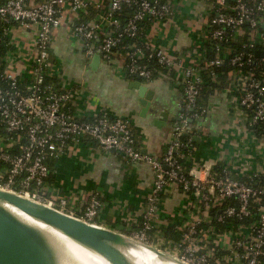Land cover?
Listing matches in <instances>:
<instances>
[{
    "label": "built area",
    "instance_id": "1",
    "mask_svg": "<svg viewBox=\"0 0 264 264\" xmlns=\"http://www.w3.org/2000/svg\"><path fill=\"white\" fill-rule=\"evenodd\" d=\"M170 1L0 0V49L2 46L7 49L4 61H8L3 69V58L0 59V190L63 212L68 205L67 198L53 200L46 195L49 164L62 157L70 145L88 139L102 152L113 150L131 163L148 165L153 173L140 226L128 237L155 247L149 232L158 220L162 195L168 187L178 186L196 199L200 215L183 228L177 252H163L184 264H264V182L256 183L255 178L241 181L233 178L227 168L216 171L207 164L186 170L179 162L194 153L191 143L194 135L191 133L185 143L180 142V137L191 132L188 120L197 117L190 112L196 107L203 84L199 66L188 67L181 58L147 45L133 49L128 55V74L149 82L153 73L140 61H154L172 72L183 88V105L178 121L173 124L172 139L165 153L157 158L140 151L129 121L112 118L106 112L92 121H81L67 110L75 91L56 89L46 82L51 73L52 38L65 21L75 20L71 31L85 45L88 56L98 52L102 62L111 64V51L120 38L123 35L135 37L138 23L145 18L161 20L168 16ZM206 1L216 13L211 24L218 27L209 32V39L223 40L226 35L223 27L239 37L244 33L242 26L247 25L251 43L257 40L262 44L259 50H264V33L258 29L261 21L244 0H235L232 15L224 13L225 0ZM255 5L256 12H264V0H258ZM123 8H130L132 12L120 27L115 14ZM17 33L32 35V49L22 62L18 60ZM95 42L99 43L98 47H91ZM223 59L218 56L209 65L219 66ZM243 61L249 65L252 56L244 59L238 55L230 59V64L239 70L229 73L232 82L227 91L233 95L229 104L232 116L229 132L231 129L234 135L243 136L248 133L251 138L263 142L264 79L260 82L251 73L241 72ZM182 147L186 149L185 155L178 153ZM229 200L235 203L227 205ZM102 206L99 195L92 193L79 219L96 224ZM253 217L255 221L251 224L228 226L224 233L213 224L223 225L231 220L241 222ZM217 251H225V255L220 257Z\"/></svg>",
    "mask_w": 264,
    "mask_h": 264
},
{
    "label": "crops",
    "instance_id": "2",
    "mask_svg": "<svg viewBox=\"0 0 264 264\" xmlns=\"http://www.w3.org/2000/svg\"><path fill=\"white\" fill-rule=\"evenodd\" d=\"M212 11L206 0H171L168 16L161 20L147 18L140 24L142 47L163 50L181 58L188 67L199 66L204 59L199 50L209 39ZM74 23L75 20L69 19L54 33L49 57L51 73L47 81L57 89L75 91L67 110L77 119L92 121L106 112L112 118L127 120L140 151L160 157L172 139L174 118L183 105L179 80L165 70L158 71L153 80L143 81L142 84L153 91V101L149 111L142 113L137 91L130 88L135 79L126 75L125 60L118 57L111 64L101 61L92 70L90 62L94 54L88 56L85 45L72 33ZM16 36L18 60L22 62L32 49V35L17 33ZM92 46L97 48L98 43ZM6 51L5 48L4 55ZM4 55L3 69L8 62L4 61ZM231 79L227 74L226 87L202 101L200 122L191 128L193 140L199 145L194 147L193 154L183 158L184 168L190 170L207 164L216 171L227 168L235 179L255 178L256 183H263L264 140L251 138L248 133L234 135L231 129L229 132L232 121L229 104L233 95L227 89H231ZM161 113L166 115L165 120L160 121ZM155 121H159L158 125ZM152 182L153 173L148 165L131 163L117 153L102 152L93 141L83 139L80 144L70 145L53 163L45 189L47 197L53 200L67 198L63 213L76 218L82 216L89 196L97 193L103 206L96 224L128 236L140 226ZM196 206V199L182 192L180 187H168L150 234L152 244L162 251L177 252L183 228L200 215ZM217 255L222 257L225 251H217Z\"/></svg>",
    "mask_w": 264,
    "mask_h": 264
},
{
    "label": "water",
    "instance_id": "3",
    "mask_svg": "<svg viewBox=\"0 0 264 264\" xmlns=\"http://www.w3.org/2000/svg\"><path fill=\"white\" fill-rule=\"evenodd\" d=\"M235 1V0H233ZM144 20H147L145 18ZM264 29V25H263ZM255 57L264 58V50L255 52ZM101 62L99 53H95L90 62V68L95 70ZM135 82L130 88L137 91L138 102L142 106V113L149 111L153 101V91L142 84V79L134 77ZM166 115L160 114V121L165 120ZM178 121V116L174 118ZM159 121L154 124L158 125ZM192 123V120H188ZM115 153V151H110ZM122 155V154H120ZM0 199L13 205L39 222L52 226L63 232L73 241L101 254L111 264H127L126 260L115 251L110 242H119L124 245H137L151 250L160 259H170L176 264H184L177 258L157 248L136 241L127 235L101 227L97 224H89L79 218L60 212L54 208L35 202L15 193L1 191ZM0 264H52L49 256L35 233L19 223L5 211L0 209Z\"/></svg>",
    "mask_w": 264,
    "mask_h": 264
},
{
    "label": "trees",
    "instance_id": "4",
    "mask_svg": "<svg viewBox=\"0 0 264 264\" xmlns=\"http://www.w3.org/2000/svg\"><path fill=\"white\" fill-rule=\"evenodd\" d=\"M258 0H244V3L253 9L254 15L258 18V20L261 21V24L258 26V29L261 33H264L263 25H264V12L259 13L256 12V2ZM107 2H105V7L107 8ZM225 14L232 15V8L235 5V1L232 0H225ZM135 9V8H134ZM132 10L130 8H123L121 11L116 12L115 17L120 22V27H123L126 23L127 17L129 13H131ZM214 18L216 16L215 11H212ZM143 22L138 23V32L135 37H131L129 35H123L120 38L119 44L111 51L112 60L117 59L118 57H121L125 60V71L126 75L130 78H134V76L127 73L126 64L128 62V55L132 52L133 49L142 47V35H141V26L140 24ZM111 30H115L113 28H110ZM213 29H218L217 26H214L210 24V32ZM224 31H226V35L221 41H212L211 39H208L204 42L203 46L200 48L199 52H201L203 59V62H199V66L201 67V76L203 80V84L201 85V91L197 98L196 107L195 109L190 112V114H196L197 117L193 119V122L190 123V126L192 128L193 125L200 122L199 119L202 117V101H206L208 97H210L214 91L224 89L226 87L227 82V74H229L231 71L239 70L238 68L232 66L230 64V59L234 58L238 55H242L244 59L250 55L252 56V62L248 65L245 61L242 68H240L241 72L246 73L249 72L254 76V79L258 81H262L264 79V58H257L255 57V52L262 48V44L259 43L257 40L253 43L249 40L250 38V29L249 26L243 25L242 30L244 31L243 35L241 36H233L230 31L223 27ZM118 32V31H117ZM98 43V42H97ZM99 45V43H98ZM218 48V51H217ZM5 47L2 46L0 49V59L3 58ZM222 57L224 58L222 63L219 66H211L209 65V62L213 61L216 57ZM225 56V57H223ZM140 64L146 65L149 70L153 73V78L156 75L158 71H165V69L161 68L156 64L154 61H146L145 59H142L140 61ZM152 78V80H153ZM145 81L142 79V82ZM46 82L49 83L46 79ZM57 89V88H56ZM83 121V120H81ZM191 131V129H190ZM192 132H186L184 135H181L180 142L185 143L188 141V139L191 138ZM134 136V135H133ZM191 143L193 147H198L199 144H196L194 140H191ZM185 155L186 149L183 147L178 151V153ZM183 158L179 160L180 163H182L183 167L184 165ZM53 163L49 164V171L52 170ZM50 177V175H49ZM48 177V179H49ZM48 179L45 182V185L48 181ZM234 200H229L226 202L227 205L234 204ZM226 204H223L225 206ZM253 221H255V217L245 219L244 221H238V220H231L226 222L225 224H215L219 228L220 233H224L226 231V228L228 226H235L238 225H248L251 224ZM153 231V230H152ZM149 232V235L151 232Z\"/></svg>",
    "mask_w": 264,
    "mask_h": 264
},
{
    "label": "bare ground",
    "instance_id": "5",
    "mask_svg": "<svg viewBox=\"0 0 264 264\" xmlns=\"http://www.w3.org/2000/svg\"><path fill=\"white\" fill-rule=\"evenodd\" d=\"M0 209L35 233L52 264H111L96 251L73 241L56 228L27 216L2 199ZM109 245L126 260L127 264H176L168 258H158L151 250L141 246L124 245L119 242H110Z\"/></svg>",
    "mask_w": 264,
    "mask_h": 264
},
{
    "label": "rangeland",
    "instance_id": "6",
    "mask_svg": "<svg viewBox=\"0 0 264 264\" xmlns=\"http://www.w3.org/2000/svg\"><path fill=\"white\" fill-rule=\"evenodd\" d=\"M172 256V255H171ZM174 257V256H173Z\"/></svg>",
    "mask_w": 264,
    "mask_h": 264
}]
</instances>
